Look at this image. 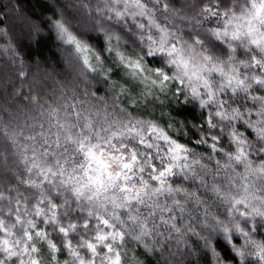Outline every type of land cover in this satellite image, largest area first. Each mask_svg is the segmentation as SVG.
<instances>
[{
    "label": "clouds",
    "instance_id": "obj_1",
    "mask_svg": "<svg viewBox=\"0 0 264 264\" xmlns=\"http://www.w3.org/2000/svg\"><path fill=\"white\" fill-rule=\"evenodd\" d=\"M0 264H264V0H0Z\"/></svg>",
    "mask_w": 264,
    "mask_h": 264
}]
</instances>
